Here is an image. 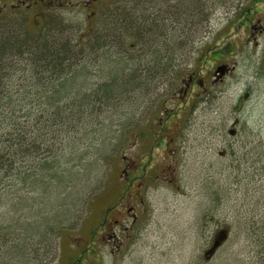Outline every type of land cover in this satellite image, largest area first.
Masks as SVG:
<instances>
[{"label":"rangeland","instance_id":"rangeland-1","mask_svg":"<svg viewBox=\"0 0 264 264\" xmlns=\"http://www.w3.org/2000/svg\"><path fill=\"white\" fill-rule=\"evenodd\" d=\"M16 1L0 0L6 23L27 17L28 25L38 30L52 18L48 22L61 24L71 37L90 40L89 70L75 81L83 77L96 88L116 72L122 76L118 82L133 73L134 78L142 74L136 83L145 84L113 92L111 100L90 99L86 107L75 106L80 95L65 96L59 103L62 109L70 104L73 110L63 116L74 119L70 127L59 125L62 135L48 150L61 155L53 158L54 169L61 170L60 185L46 172L37 180L49 185L47 195L26 189L22 197L34 200L26 211L41 208L37 203L43 201V214L53 220L59 213L69 230L60 232L52 251L40 238L38 256L25 264H264V0H155L156 7L145 14L134 12L136 19L123 15L128 22L121 30L126 32L117 36L121 30L95 32L102 28L83 0H63L60 6L46 5V0L35 6L27 0L28 9ZM141 26L153 27L148 45L137 44ZM98 35L109 44L92 54ZM227 43L226 54L215 51ZM212 46L205 61L196 59ZM224 63L232 68L215 79V67ZM192 68L201 69L195 82L213 86L205 95H195L191 88L179 93ZM55 128L43 132L48 135ZM122 156L138 163L130 181L121 180ZM136 176L139 182L131 186ZM98 184L77 221L73 199L89 198ZM126 188L128 195L138 192L133 203L144 199L146 209L120 242L105 233H117L111 224L116 213L107 222L111 228L101 224ZM58 200L65 206L49 211ZM220 229L227 231L226 239L205 258Z\"/></svg>","mask_w":264,"mask_h":264},{"label":"trees","instance_id":"trees-1","mask_svg":"<svg viewBox=\"0 0 264 264\" xmlns=\"http://www.w3.org/2000/svg\"><path fill=\"white\" fill-rule=\"evenodd\" d=\"M50 20L53 19L43 21L40 29L35 30L28 25L27 17L10 24L0 17V264L28 263L38 256L41 248L40 238L44 237L47 240L46 249L52 251L55 247L54 241L59 238L60 232L69 230L61 225L59 213L55 214L53 220L43 214L45 213L43 201L37 203L41 208L26 211L29 208L27 206L32 209L31 203L34 200L30 203L22 197L26 189L37 191L38 196L40 193L44 197L47 195L49 185H43L41 180H37L46 172L51 175L54 183L60 185L61 170L58 166L56 170L54 169L56 166L53 158L56 155H58L56 158H59L61 155L50 151L48 153V150L49 147L54 148L59 141L62 135L61 126L70 127L74 119L70 114L63 116L65 111L73 110L70 104L62 109L63 104L59 105V103L64 102L65 96L80 95L82 101L75 106L86 107L90 99L107 100L112 98L113 92L132 90L139 84V86L145 85L141 81L136 83V79L142 74L134 78L132 73L129 78L125 76L126 80L123 82H118L122 79L121 74L117 75L112 71L110 72L114 76L107 82L98 83L96 88L88 86L86 78L82 77L79 81H75L76 75L83 76L89 70L91 54L90 50H87L91 48V44L87 41L90 40L73 38L67 34L66 28H62L61 24L48 22ZM127 22L122 23L126 25ZM152 28L145 29L141 26L139 38L142 40L137 41V44L140 42L139 45L143 46L150 43L147 35H152ZM104 31L116 32L108 28L100 31L95 29L97 34ZM124 32L126 31H118L115 36ZM95 38L96 45L92 54L109 44V41L103 40L101 35ZM135 38L137 40L138 36ZM86 46L89 48L86 49ZM228 47L229 43L221 49L215 48V51L226 54L225 50L229 49ZM213 48L212 46L205 49L196 59L205 61ZM231 52L228 54L232 56ZM199 70L201 69L194 71L192 68L187 71L186 78H189L190 74L196 77ZM6 77L9 81L11 79L12 83L7 84L8 80L7 82L4 80ZM21 77L23 80L20 79ZM92 94L96 96L93 98ZM43 111H46L44 117ZM64 123L65 125L59 127ZM49 126L56 128L49 130L50 133L46 135L47 131L43 132V130ZM69 177L72 180L71 174L67 176L68 179ZM100 186L101 184L92 187L89 198L82 197L81 203L73 199L74 203H72L78 205L76 211L72 213L73 216L79 215L84 207L87 208L88 202L93 195H96V190ZM66 191L70 200V189ZM58 204L65 206L58 200L57 203L50 204L49 211ZM48 207L49 205L46 206ZM70 211L65 209L64 212L69 214ZM17 213H20L18 217ZM26 213L29 216L27 219L24 215ZM11 214L13 215L10 216ZM41 216L43 218H40ZM2 217L8 221L7 224L4 225ZM80 218L81 216H77V221Z\"/></svg>","mask_w":264,"mask_h":264},{"label":"flooded vegetation","instance_id":"flooded-vegetation-1","mask_svg":"<svg viewBox=\"0 0 264 264\" xmlns=\"http://www.w3.org/2000/svg\"><path fill=\"white\" fill-rule=\"evenodd\" d=\"M25 1L27 0H17L16 2L18 3L16 5H25L28 8L30 5L26 3ZM29 2L36 4L35 6H39V4L40 5L44 4V0H30ZM83 2H84L83 4L85 7L94 9L93 11H91V13L97 15L96 21L99 23L100 28L102 29L109 28L114 31L121 30V28L123 27L124 23H122L123 22L122 17L125 13L127 17L131 14L136 15V13H134L136 11H140L139 13H142L143 15L145 14L146 10H150V8L156 7L154 5V3L156 2L155 0H83ZM47 3H49V6L50 5L60 6V4L64 2L63 0H46V5ZM16 5L11 4L12 7H15ZM135 15L134 17L136 19L137 16ZM39 16H41L40 13H39ZM195 78L196 77H194L193 74H190L187 80V84L181 87V90L179 91V93L185 92V88H191L190 90L191 93H195V95H205L204 93L208 89H211L213 87L209 83L207 84L206 83L202 84V82L197 83L195 82ZM193 83H196V84H193ZM182 95H179V96L182 97ZM179 96L177 95V97ZM122 160H124V167L121 169V171H123V173L121 174V180H122V177H124L127 181H130L131 175H133V173L137 171L138 163L132 157L128 159L127 157L122 156ZM145 169L146 168H144V170ZM155 177L157 180V176ZM143 179H142L143 181L142 184L145 185L146 182ZM132 180L133 181H132L131 186H133V184H135L136 182H139L138 181L139 179L137 178V176L133 177ZM127 188L122 189L121 191L122 194L120 196L122 197V199L119 202H116V201L113 202L112 204H115V205L114 206L112 205V207H110L106 211V213L104 214L102 218V224H101V226H105V227H107L108 225L110 226V228L114 224L113 228L116 229L115 231H117V233L112 232L111 234H109L108 233L109 229L108 231L105 230L106 231L105 233H107L108 237H112V238L116 237V239H119L120 242L123 241L125 237L128 238L130 236L129 233L130 231L134 230V228L136 227V223H137V220L139 219L140 213H144V209H146L145 208L146 202L143 201L144 199H140L139 205L136 203H133L135 202V199L139 197L138 192L136 191L133 193V195L131 193L128 195ZM122 201L123 203H121ZM131 203H133L132 206H129ZM136 207H137V210H136ZM113 213H116L118 215V218H115L111 223L112 225H109L107 222L110 221V217L112 216Z\"/></svg>","mask_w":264,"mask_h":264},{"label":"water","instance_id":"water-1","mask_svg":"<svg viewBox=\"0 0 264 264\" xmlns=\"http://www.w3.org/2000/svg\"><path fill=\"white\" fill-rule=\"evenodd\" d=\"M226 64H221L216 66L215 68V75L217 77H221L226 72ZM232 133V131H230ZM227 237V231L225 229H220L215 236L213 237L212 244L210 245L209 249L205 252V257L210 258L213 252L221 246L223 240Z\"/></svg>","mask_w":264,"mask_h":264}]
</instances>
